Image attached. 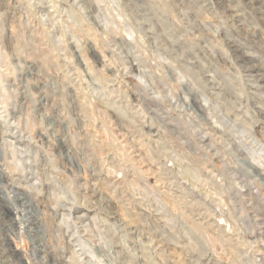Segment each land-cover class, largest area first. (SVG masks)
<instances>
[{"label":"rangeland","instance_id":"374dc122","mask_svg":"<svg viewBox=\"0 0 264 264\" xmlns=\"http://www.w3.org/2000/svg\"><path fill=\"white\" fill-rule=\"evenodd\" d=\"M249 65L264 0H0V264H264Z\"/></svg>","mask_w":264,"mask_h":264},{"label":"bare ground","instance_id":"6f19581e","mask_svg":"<svg viewBox=\"0 0 264 264\" xmlns=\"http://www.w3.org/2000/svg\"><path fill=\"white\" fill-rule=\"evenodd\" d=\"M233 44H234V42H233ZM235 46H237V47H240L241 48V44L240 43H238L237 45H236V43H235ZM237 47H235V51H238V48ZM239 48V49H240ZM247 54H246V52H242L241 54H238L237 56H238V58L239 59H241V60H243L244 61V59H245V56H246ZM189 65H191V67H189ZM195 67V65H194V63L192 64H189L188 63V68H189V70L190 71H192L193 69L192 68H194ZM244 70H245V72H247V74L251 77V79H253V84L251 85V86H253L254 87V90L257 92V95L261 98V99H264V76H262V75H259V74H255V72L258 70L257 69V67L256 66H244ZM259 71V70H258ZM194 72V71H193ZM198 72V71H197ZM257 73V72H256ZM203 80H204V82L205 83H207V85L208 86H210V87H214V84H213V81H214V78H213V76H208V75H206V77H204L203 76ZM218 84V83H217ZM209 87V88H210ZM214 89V88H213ZM237 97V98H236ZM235 97V99L233 100V101H231V106L230 107H233V111H234V113L235 114H237V109H236V106H235V103H242L241 102V100H240V95H237ZM192 102H193V104L197 107V109H200V110H203L204 109V105L202 104V103H199V101H198V99H196L195 97H193V99H192ZM228 102V101H227ZM248 102H249V97H247V99H246V103L248 104ZM229 105V104H228ZM227 106V105H226ZM228 107V106H227ZM230 110V109H229ZM231 116V115H230ZM234 116V115H233ZM245 117H247V116H245ZM244 117V118H245ZM248 119V118H247ZM234 120V119H233ZM232 120V121H233ZM250 120V119H249ZM208 122V121H207ZM243 122V121H242ZM246 122V121H245ZM252 125L250 124V127H251ZM249 130V129H248ZM251 130H252V128L249 130L250 132H251ZM203 138H204V136H203ZM203 140V139H202ZM200 141H201V139H200ZM248 158V157H247ZM252 167H254L255 168V166H253L252 165ZM258 172L260 171V175L262 174H264V172L262 171V170H257ZM258 217H260L259 218V220H260V223H262V224H264V211L262 210V209H257L256 210V208H255V212H254ZM256 224V223H255Z\"/></svg>","mask_w":264,"mask_h":264}]
</instances>
